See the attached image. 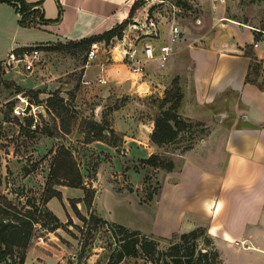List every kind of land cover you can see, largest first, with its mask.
<instances>
[{
    "label": "rangeland",
    "instance_id": "374dc122",
    "mask_svg": "<svg viewBox=\"0 0 264 264\" xmlns=\"http://www.w3.org/2000/svg\"><path fill=\"white\" fill-rule=\"evenodd\" d=\"M142 2V6L133 14V21L123 30V34L136 45L148 42L156 47L164 43L173 24L181 30L180 40L174 45L165 68L160 69L154 64L143 67L145 77L153 79V85L161 91L166 86L165 81L167 84L178 77H167L168 65H174L175 61L176 65H197L198 71L201 65H208L207 54L201 48L208 47L215 54L221 46V39L228 37L230 31L244 39L248 31L240 29V26H244L259 34V38L264 36V0ZM17 16L13 6L0 2V59H5L0 61V192L22 211L28 208L25 206L27 198H35L36 202L41 200L44 189L47 191L46 187L49 186L47 178L53 156L63 146L70 150L83 185L94 193L92 204L87 207L82 200V187H70L64 185L63 181L53 182L52 188L58 189L59 196L52 197L45 205L63 225L54 232H46L36 226L23 264H112L111 254L118 243L113 238L111 226L94 223L90 215L139 230L158 240L159 249H166L173 233H156L157 202L153 201L163 174L141 161L149 155L150 150L157 151V148L147 146L146 139L153 126L152 119L159 111L156 101L158 92L153 91L142 97L125 94L116 97L115 93L110 94L106 84L99 86L96 79L82 84L80 71L85 68V51H77L73 55L41 50L32 69H25L22 62L9 65L8 56L13 52L15 43L44 45L45 40L50 38L47 31L22 24ZM149 19L155 22V34L149 26L146 27L148 29L144 27ZM227 22L230 23L222 25ZM30 24H34V21ZM133 24L138 26L134 27ZM145 31L152 33L145 34ZM259 42L261 48L263 41ZM113 46H117V49H113ZM190 47L194 48L189 50ZM120 48L117 38L108 43L98 42L96 58L89 65L99 60L106 61L112 53L120 55ZM21 53L15 54V57H20ZM209 55L215 59L214 55ZM184 72L191 71L186 67ZM181 75L184 76V73ZM56 89L68 100L69 111H76V119L68 134L54 131L58 119L43 101H37L34 97V92L38 91V99L44 100ZM114 108H124L115 119ZM81 118H92L99 122L105 119L114 131L122 130L135 137L140 146L127 150L123 146L124 138L117 132L122 141L117 148L105 142L102 143L107 147L92 142L87 145L83 143L84 134L79 132ZM220 121L210 116L203 122L204 126L197 127L191 133L182 132L175 142L159 148V152L176 158L175 164L179 165V156L174 154H180L191 141L203 140L210 132V126ZM25 167L30 170L27 175ZM149 196L152 198L149 199ZM71 200L77 210L71 205ZM220 247L223 248L222 257L226 264H260L257 260L249 261V257L259 256L258 250L237 251L232 247ZM0 264L6 262L0 260ZM115 264H162V261L153 263L139 254L125 257Z\"/></svg>",
    "mask_w": 264,
    "mask_h": 264
},
{
    "label": "crops",
    "instance_id": "0c3cea01",
    "mask_svg": "<svg viewBox=\"0 0 264 264\" xmlns=\"http://www.w3.org/2000/svg\"><path fill=\"white\" fill-rule=\"evenodd\" d=\"M133 1L59 0L61 15L58 21L31 25L48 32L50 38L44 44L78 40L102 33L125 20ZM42 7L45 19L57 17L56 0H43ZM15 14L18 15L16 11ZM240 29L248 30L246 37L240 39L238 33L235 35L230 31L231 35L221 39V46L215 54L208 47L201 48L207 54L208 65H201L198 71L197 65H176V61L174 65H168L167 77L176 75L181 81L180 114L203 122L210 116L215 119L219 116L221 121L210 126V132L203 140L183 153L174 154L180 161L174 170H160L163 175L153 200L157 202L156 233L166 235L202 226L212 238L222 264L226 263L221 245L237 251L258 250L259 256L249 257V261L264 264V88L244 81L249 66V58L244 54L246 44H253V51L261 61L257 81H262L264 37L255 41L250 28L240 26ZM170 59L171 56L168 61ZM151 64L156 65L149 61L146 66ZM186 67L191 72H184ZM80 72L82 84L102 78L110 94L115 93L116 97L123 94L142 97L153 91L162 96L170 83L163 81L166 86L162 91L155 88L153 79L145 77L144 73L135 75L121 56L114 53L106 61L88 64ZM123 109L115 110L114 119ZM117 133L124 138L123 146L127 150L140 146L139 141L125 131ZM93 143L107 147L101 141ZM146 144L150 149L156 148L149 141L148 133ZM152 152L154 149L148 154Z\"/></svg>",
    "mask_w": 264,
    "mask_h": 264
},
{
    "label": "trees",
    "instance_id": "16d2710c",
    "mask_svg": "<svg viewBox=\"0 0 264 264\" xmlns=\"http://www.w3.org/2000/svg\"><path fill=\"white\" fill-rule=\"evenodd\" d=\"M143 0H134L128 17L116 24L114 27L99 34L90 35L78 40L67 42L57 41L49 44H34L39 50L64 52L75 54L77 51L87 52L92 43L104 42L120 39L124 28L132 22L133 14L139 9ZM13 6L20 16V23L31 25L30 23H46L58 21L61 15V6L57 2L58 15L55 19H45L43 15V0L28 2L26 0H0ZM254 40H259V34L254 33ZM30 47L14 48L13 53L17 54L30 50ZM244 54L249 58V66L245 75V83L257 84L259 88H264V76L262 81L258 82L257 77L261 72V61L256 57L253 51V44L244 46ZM179 78L174 77L169 86L163 91L162 96L157 97L159 111L152 119L153 126L149 134V141L156 146V150L150 153L141 161L153 168L170 172L176 168L173 157L161 154L159 148L164 145L175 142L182 132L194 131L199 126H204L203 121L193 120L180 114L183 93L178 82ZM20 89V88H19ZM38 91L34 92L37 101H43L49 111L58 119L54 131L68 134L71 130L72 122L76 119L75 113L69 111L70 104L68 100L60 95L58 89L51 91L44 100H39ZM155 97V96H153ZM115 110L117 108H114ZM104 118V117H103ZM79 132L84 134L83 143L89 144L94 141L105 142L109 146L117 148L121 143V138L110 128L103 119L99 122L92 118H81L79 122ZM201 141V140H200ZM198 142V141H197ZM196 142H189L185 145L183 152L190 149ZM25 174L30 170L24 168ZM65 182L64 185L70 187H82L84 196L82 200L89 207L92 204L93 191L82 183V176L77 169V165L67 147H59L53 156L50 170L47 178V191L44 189L43 198L36 202L35 198H27L25 206L27 209L17 208L4 194L0 192V260L6 264H23L26 250L31 239L35 234L36 226H39L46 232H54L61 228L63 223L58 216L52 212L46 203L54 196H59L58 189L52 188L53 182ZM1 184V180H0ZM152 197L149 196V199ZM71 205L77 208L73 201ZM77 210V209H76ZM90 219L97 224L110 225L114 240L118 243L116 250L111 254L112 264L121 261L125 257H136L142 254L151 262L161 260L162 264H222L218 250L215 248L212 238L204 230V227L198 226L189 231L175 232L169 239V245L166 249L158 248V240L142 234L139 230L129 229L124 225L109 222L106 219L96 215H90Z\"/></svg>",
    "mask_w": 264,
    "mask_h": 264
},
{
    "label": "built area",
    "instance_id": "2783aa9c",
    "mask_svg": "<svg viewBox=\"0 0 264 264\" xmlns=\"http://www.w3.org/2000/svg\"><path fill=\"white\" fill-rule=\"evenodd\" d=\"M148 24L144 27H150L153 30V34L156 33L155 22L152 19H149ZM132 26H138L133 24ZM148 29V28H146ZM180 29L179 26L173 24L170 27L168 41L164 42L158 46H154L151 43L144 42L139 45H136V42L131 41L127 38V35L122 33L119 43L121 48L118 50L122 60L128 65L130 71L137 76L143 74V67L147 62L151 61L155 63L160 69L164 68L168 58L173 53V45H175L180 40ZM152 33V31H145V34ZM264 37V36H263ZM118 40V39H117ZM30 50L23 51L20 54V57H15V53H10L8 56V64L22 62L25 69H32L33 63L37 60L40 50L32 45ZM98 49V42L92 43L89 50L86 53V62L84 67L90 64L96 58ZM113 49H117V46H113ZM264 54V51H263ZM98 83L104 84L105 80L102 78L97 79ZM87 84L91 81H87Z\"/></svg>",
    "mask_w": 264,
    "mask_h": 264
},
{
    "label": "water",
    "instance_id": "95a60500",
    "mask_svg": "<svg viewBox=\"0 0 264 264\" xmlns=\"http://www.w3.org/2000/svg\"><path fill=\"white\" fill-rule=\"evenodd\" d=\"M17 19H20L19 16H17ZM32 45H20V44H17L15 48H21V47H31ZM216 119L218 120L219 119V116H216Z\"/></svg>",
    "mask_w": 264,
    "mask_h": 264
}]
</instances>
